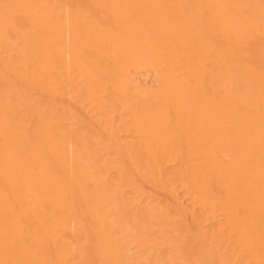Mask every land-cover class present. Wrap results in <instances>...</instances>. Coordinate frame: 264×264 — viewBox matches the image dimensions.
Masks as SVG:
<instances>
[{"label":"bare ground","instance_id":"bare-ground-1","mask_svg":"<svg viewBox=\"0 0 264 264\" xmlns=\"http://www.w3.org/2000/svg\"><path fill=\"white\" fill-rule=\"evenodd\" d=\"M0 264H264V0H0Z\"/></svg>","mask_w":264,"mask_h":264},{"label":"rangeland","instance_id":"rangeland-1","mask_svg":"<svg viewBox=\"0 0 264 264\" xmlns=\"http://www.w3.org/2000/svg\"><path fill=\"white\" fill-rule=\"evenodd\" d=\"M146 84H147V86H149V89H150L151 91L156 90L157 87H158V81H157L156 77L153 76V75L150 76V77L146 80Z\"/></svg>","mask_w":264,"mask_h":264}]
</instances>
